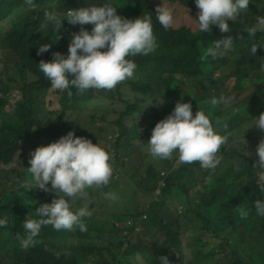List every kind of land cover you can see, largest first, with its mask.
I'll use <instances>...</instances> for the list:
<instances>
[{
  "label": "trees",
  "instance_id": "obj_1",
  "mask_svg": "<svg viewBox=\"0 0 264 264\" xmlns=\"http://www.w3.org/2000/svg\"><path fill=\"white\" fill-rule=\"evenodd\" d=\"M113 1L116 13L122 17L132 19L151 15L157 47L149 55L130 57L137 65L132 78L125 79L114 88L89 89L81 95H76L72 89L73 95L68 96L66 92L50 88L37 64L40 60H50L52 52L66 54L70 34L81 26L62 20L58 30L51 25L42 27L44 12L52 8L62 19L69 9L99 6L103 0H34L31 8L25 0H0V188H5V192H0V216L8 221L0 227V264H136L137 257L141 258L138 264H157L161 255L167 256L170 264H184L187 256L182 251L180 233L182 227L191 225V222H196L191 230L197 232L195 236H186V241L204 244L201 251L195 247L189 250L188 242L184 246L195 264L217 262L220 251L224 256L217 264H264V217L255 214L253 205L254 200L264 198V181L260 180L259 169L253 166L256 160L241 155H253L260 136L264 135L254 124L245 129L250 126L252 117L264 111V105L255 102L257 91L264 92V71L260 70V64L264 63V48L259 47V44L264 45V32L258 30L250 37L243 31L254 23L257 15H264V0H249L248 9L229 22L230 31L225 34L220 33L216 26H210L208 33H200L198 27L191 29L184 25L165 30L156 21L155 7L146 0ZM177 1L188 6L192 15L196 14L193 0ZM19 10H25L23 15ZM237 34L240 39L236 38ZM223 35L233 36V48L223 57L212 59L206 56V49ZM41 43H48L50 47L37 55V47ZM252 43L258 46L251 54ZM176 78L190 82L196 91L197 101L204 103L205 113L210 114L213 127L225 137L226 143L236 138L234 133L242 134L244 140L240 147H221L218 153L220 163L214 170L202 169L197 162L173 167V158L147 162L146 156L138 155L140 173L137 187L130 184V191L125 194L111 186L90 188L87 200L75 202L76 208L86 203L92 213L83 218L87 228L85 232H80L75 226L72 230L61 231L42 226L33 246L22 249L20 239L24 236V218L26 215L37 218L35 210L38 205L47 203L54 194L29 189L30 177L23 171L28 166L30 151L41 146L42 142H53L71 130L74 135L86 137L104 147L109 155L113 151L114 161L121 159L120 163H124L125 160L131 161L133 156L136 163L133 155L138 149L136 142L142 135H147L148 140V134L162 116L154 107L164 104ZM228 82H231L230 92L250 84H259L260 87L254 88L224 112L217 106H212L209 111V94L220 97ZM12 91H18L20 96L12 103L10 112L7 107L11 104L9 93ZM161 96L163 103L157 101ZM102 100L106 101L107 107L102 108L100 124L87 126L84 121L80 126L77 120L71 119L77 118V113L86 112L94 121L98 118L96 110ZM88 105L94 109H86ZM108 114H111L110 121L106 118ZM126 118L130 121L126 122ZM252 127L254 132L250 131ZM108 130L113 135H107ZM234 163L238 167L234 168ZM117 166L120 165L115 163L114 168ZM157 167L165 172V176H160ZM182 172L189 188L181 181ZM14 174H23L21 183L14 184L17 186L8 183L9 176ZM127 182V179H121V183ZM155 190H159L162 197L170 190H178L185 199L183 214L182 211V215L174 214L175 219L171 223L163 224L158 212L161 206L163 210L167 208L165 203L158 202L152 207L147 202ZM102 192L123 195L125 203L141 198L145 203L132 210L123 209L112 214L113 209L104 206L110 200L104 199ZM28 197L33 199L32 203L27 202ZM241 210H248V215L242 217ZM142 215L145 218L140 219ZM127 218L133 221L123 226L118 224ZM239 221L241 226L237 229L236 222ZM139 225L142 227L139 241L127 242L124 237L135 233ZM201 231L212 239L222 235L216 253L207 250L202 239L205 234ZM159 237L163 240L160 241ZM118 251L124 252L125 260H117Z\"/></svg>",
  "mask_w": 264,
  "mask_h": 264
},
{
  "label": "clouds",
  "instance_id": "obj_2",
  "mask_svg": "<svg viewBox=\"0 0 264 264\" xmlns=\"http://www.w3.org/2000/svg\"><path fill=\"white\" fill-rule=\"evenodd\" d=\"M25 3L30 8L34 6V0H25ZM193 3L197 12L195 18H191L200 33H208L210 26H216L220 33L225 34L230 31L229 22L248 9L249 0H193ZM116 8L111 0H103L99 6L69 9L62 19L55 13L44 12L42 27L51 25L58 30L62 20L81 26L70 34L66 54L52 52L50 60H40L37 64L52 90L66 92L68 96L73 95L72 89L76 95L89 89L110 90L125 79L132 78L137 65L130 57L154 52L157 44L151 15L129 19L118 15ZM154 14L162 28L167 30L172 26L173 10L162 0L155 6ZM85 24L91 25L90 30L83 27ZM258 30L264 32V15H257L254 23L243 29L250 37ZM236 38L241 37L237 34ZM257 46V43L251 44V54L255 53ZM49 47L50 44L41 43L37 47V55L46 52ZM259 47L264 48V45L259 44ZM232 48L233 36L223 35L214 40L205 55L216 59L225 56ZM260 70L264 71V63L260 64ZM157 101L163 103L162 96ZM210 103L215 107L227 103V100L224 96L213 97ZM253 124L264 133V111L252 117L250 126L245 129ZM224 143L225 137L213 127L208 114L202 110L193 114L191 104L179 99L170 113L151 129L145 151L153 160L175 156L179 163L197 162L202 169L214 170L220 163L218 153ZM255 154L257 160L253 166L259 169L260 180L264 181V135L260 136L255 146ZM27 163L29 189H40L55 195L50 202L39 204L35 210L37 218L26 215L20 247L28 249L33 246L42 226H51L55 231L72 230L75 226L80 232H85L87 228L83 218L92 213L86 203L78 208L74 204L77 200L88 199L86 189H100L108 185L113 166L107 150L69 130L53 142L36 146L30 151ZM233 167H238V164L234 163ZM159 184L163 186L162 182ZM101 196L110 201L118 199L115 192H102ZM253 205L255 214L264 217V198L254 200ZM240 215L247 216L248 210H241ZM7 223L6 217L0 216V227ZM157 264L170 262L167 256L161 255Z\"/></svg>",
  "mask_w": 264,
  "mask_h": 264
},
{
  "label": "rangeland",
  "instance_id": "obj_3",
  "mask_svg": "<svg viewBox=\"0 0 264 264\" xmlns=\"http://www.w3.org/2000/svg\"><path fill=\"white\" fill-rule=\"evenodd\" d=\"M146 1L149 5H151L153 7H155L157 4L160 3V0L159 1H157V0H146ZM111 2L114 4L113 0H111ZM162 2L167 4L173 10L172 26H174L175 29L179 28L183 25L188 26L191 29H194L195 27H197L196 23L192 19L193 18L192 16L195 13L192 15L190 13L189 9L186 6H184L183 4H181V2L174 1V0L173 1L162 0ZM40 9L41 8H37V10H40ZM19 11H20V14H22V15L25 12V10H19ZM48 11L50 13L58 14V12H56L52 8H50ZM83 26L85 29H88V30H90V28H91V25H89V24H85ZM230 85H231V82L226 83L224 85L225 88H223V90L220 92V96H224L227 100V103H221V104L217 105V107H219L220 110L223 112L227 108L234 106L238 100H240L242 97H244L249 92H252L254 90V88L260 87L259 84H257V85L250 84V85H247L246 88H244V89H241L239 91L230 92V89H229ZM125 90L126 91L128 90V86L125 87ZM9 96H10L9 102L11 104H10V107L9 106L7 107V110L12 112V110H13V108H12L13 104L12 103H14V101L17 100L20 95H19L18 91H12L11 93H9ZM103 97H104V95L101 96V98H103ZM213 97L214 96H212V94H209V98H208V101H209L208 110L209 111L212 109V105H211L210 101ZM179 99H182L184 101H188L191 104V110H192L193 114L195 113L196 110H202V111L206 112V107L204 106V103L201 101H197L198 99H196L195 89L192 87L190 82L187 80H184V78H176L175 79L174 84H173V88H171L170 92L165 96L164 104H162V105L157 104V107H154V110L159 112L160 114H162V116L160 118L163 119L168 113H170L175 102ZM255 102L257 104L264 105V92L262 90L257 91V97H256ZM101 103L102 104H100V108L96 110L98 118L95 119L94 121L89 119L88 114L86 112L85 113L84 112L77 113L78 117L77 118L74 117L71 119L77 120L76 122H78L80 126L83 124L84 121H86V123H84V125H87V126L88 125H95L96 126V125L100 124L101 121L99 120V117H101L103 114L102 108L105 109L107 107V103L105 100H102ZM86 109L93 110L94 108H92V107H90V105H88V107ZM87 111H89V110H87ZM152 113H154V111H152ZM108 115L109 116H107L106 118L110 121L111 120V116H110L111 114H108ZM208 115L210 116V114H208ZM125 121L129 122L130 120L126 118ZM72 123H73V121H72ZM253 130L255 131V129L252 127L250 129V131H253ZM111 134H112L111 131L108 130L107 135H111ZM148 136H150V134H148ZM233 137H236L237 139L232 138V140L229 142V143L233 142L231 145H229L228 142L227 143L225 142L223 145H221V147H223V146H225V147L229 146L230 147L231 146L230 148H234V149L239 148L241 143H243V140H244V138L242 137V134L240 136V135H237L234 133ZM108 138H109V136H108ZM146 138H147V135H142L140 137V140L136 142V146H138V149L133 154V155H135L136 163L133 160V156H132L131 161L125 160L124 163H120L121 159H117L114 161L113 160L114 152L113 151L110 152L109 157H111L110 163L113 166V174H112L107 186L116 187L119 192H122L124 194L126 193L127 190L130 191V186H129L130 184H132L133 186H136V187L138 186V182H139L138 173H140L139 172L140 161L138 162L136 156H138V155L146 156L147 162H156V160H153L150 156H148L146 151H145L147 148V139ZM46 144H47L46 142L41 143V145H46ZM243 154L244 153H242L241 155L245 158L257 160V156L255 153L253 155H246L247 153H245L244 155ZM172 158L174 159V162L172 164L173 167H178V166L182 165V163H179L176 160L175 156H173ZM139 160H140V156H139ZM115 163L119 164L120 166H117V168H114ZM27 167L23 171V174L25 172H27ZM157 170H160V167H157ZM159 173H160V176H162V174L165 175V172L163 170H160ZM23 174H14L13 176L12 175L9 176L8 183L11 186H13L14 184H17V183H21ZM191 175H190V177H191ZM122 178L127 179L128 182L127 183H121ZM181 181H182V183H184L185 187L189 188V185L186 182V177L184 176V172H182V174H181ZM14 186H17V185H14ZM103 187H105V186H103ZM86 191L88 192V196H89L90 189H87ZM177 191L178 190H170L167 195L163 196L166 200L163 199L159 190H155L153 193H150V195H149V200L147 201L148 205H150V206L152 205V207H153V206H156V203H158V202H164L166 207H167L166 209L163 210V207L161 206V211L158 212L159 220L163 221V224L166 223L167 221H169V223H171L173 221V219H175L174 214H175V216L183 214V204L185 202V199ZM0 192H5V188L1 187ZM34 195L32 197H34ZM54 195L55 194H52V196L47 199V202H50L51 199L54 197ZM123 197H124L123 195H121V196L119 195L117 200L106 202V203H104V206L111 207L113 209L112 214H114V213L122 212L123 209L132 210L136 206H139L140 203H142V202L145 203L143 198H141L139 201L135 200V201H130V203H125L123 201ZM161 197H162V199H160ZM29 198L30 197H28L27 202L32 203L33 199L31 198V200H29ZM65 199L68 200L70 198L65 197ZM93 204H96V203H93ZM172 206L174 207L173 210H171ZM74 207H76V206H74ZM88 207H89V205H88ZM179 209H182V214H181V210H179ZM102 213L107 215L105 211H102ZM143 216L144 215L140 216L141 217L140 219H142ZM144 218H145V216H144ZM131 221H133V220H131L130 218H127V219H124L123 221L118 222V224L123 226V225L129 224ZM186 221L191 222L190 220H186ZM191 223H192L191 225L185 224L182 227L181 233H180L181 226L179 229L180 238L182 240V251L187 256L186 263H184V264H195L194 260L192 258H190V255L188 254V251L190 249H193L194 247L196 248L197 251H201L204 249V244L201 243L200 241H198V242L194 241V240L186 241V236H195L196 232H197L196 230H191L192 228H195L196 222H191ZM236 224H237L236 228L239 229V227L241 226V221L236 222ZM141 231H142V227L139 225L135 228V233L130 234L128 237H124V239H126L127 242H128V240H130V241L132 240L131 243H137L139 241L138 239L140 237L139 234L142 233ZM201 233L205 234L202 236V239L206 242L207 250L214 251L213 254L216 253V251L218 250V245L221 243L222 235L220 236V238L213 236V239H212V238L208 237L209 234H206L203 231H201ZM120 235H122V233ZM159 239H160V241L163 240L162 237H159ZM186 242H188L190 244V248L188 251L184 248ZM1 247H2V241L0 240V249H1ZM153 249H154L153 252H156V249L155 248H153ZM118 254H119L118 258H117L118 261L125 260V259H123L124 252L118 251ZM223 256H224V254L220 251V255H217V257H219L217 259V262H214L211 264H217L218 261ZM135 261H137L136 264H138L141 261V258L137 257ZM206 262L207 261L200 263V264H205Z\"/></svg>",
  "mask_w": 264,
  "mask_h": 264
}]
</instances>
